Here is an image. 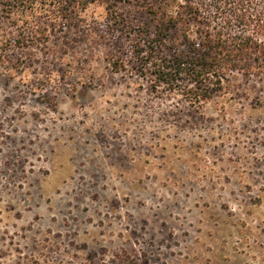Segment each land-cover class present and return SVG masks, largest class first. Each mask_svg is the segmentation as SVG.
<instances>
[{"label":"rangeland","instance_id":"rangeland-1","mask_svg":"<svg viewBox=\"0 0 264 264\" xmlns=\"http://www.w3.org/2000/svg\"><path fill=\"white\" fill-rule=\"evenodd\" d=\"M106 8L23 49L0 9V264H264V76L153 91Z\"/></svg>","mask_w":264,"mask_h":264},{"label":"trees","instance_id":"trees-1","mask_svg":"<svg viewBox=\"0 0 264 264\" xmlns=\"http://www.w3.org/2000/svg\"><path fill=\"white\" fill-rule=\"evenodd\" d=\"M98 2L108 10V32L129 42L133 70L153 91L202 105L231 76H264V0H3L0 9L8 20L25 17L14 38L23 49L50 41L60 20L75 25Z\"/></svg>","mask_w":264,"mask_h":264}]
</instances>
